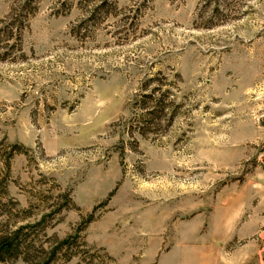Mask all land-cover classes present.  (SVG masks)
Here are the masks:
<instances>
[{
    "label": "rangeland",
    "instance_id": "obj_1",
    "mask_svg": "<svg viewBox=\"0 0 264 264\" xmlns=\"http://www.w3.org/2000/svg\"><path fill=\"white\" fill-rule=\"evenodd\" d=\"M25 1L0 0V264H264V0Z\"/></svg>",
    "mask_w": 264,
    "mask_h": 264
},
{
    "label": "trees",
    "instance_id": "obj_2",
    "mask_svg": "<svg viewBox=\"0 0 264 264\" xmlns=\"http://www.w3.org/2000/svg\"><path fill=\"white\" fill-rule=\"evenodd\" d=\"M30 6H31L30 0H26L22 5L18 6L16 8V10L19 11V12L29 11ZM112 6H113V1L111 2L110 0H102L101 3L96 8H94L93 12H98L100 10L110 8ZM139 8L140 7H138V9ZM130 9H133V11L136 10V8H134V7H131ZM10 25L16 27L17 29H19L20 25H22V24H18L17 22H13ZM158 104H159L158 107H155V106H153V107H145V105H144L143 108L148 110L147 114H151V115L152 114H156L158 111L161 114H163L164 111L167 109V105H165L162 101H160ZM8 245L9 244H4L3 246L0 247V262L4 261L6 254L9 253L8 251H10Z\"/></svg>",
    "mask_w": 264,
    "mask_h": 264
},
{
    "label": "crops",
    "instance_id": "obj_3",
    "mask_svg": "<svg viewBox=\"0 0 264 264\" xmlns=\"http://www.w3.org/2000/svg\"><path fill=\"white\" fill-rule=\"evenodd\" d=\"M191 253H193V256L194 257H193L192 260H189V254H187L185 252L184 260H183L185 263L186 262H189V261H191L190 262L191 264H219L220 263V262L218 263V260L217 259H210V260H207V261H202L201 260V256H200V251H195V252H191Z\"/></svg>",
    "mask_w": 264,
    "mask_h": 264
}]
</instances>
